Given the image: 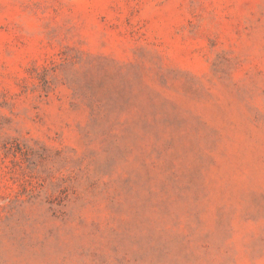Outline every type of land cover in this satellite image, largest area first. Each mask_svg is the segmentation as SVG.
Segmentation results:
<instances>
[{
	"label": "rangeland",
	"instance_id": "obj_1",
	"mask_svg": "<svg viewBox=\"0 0 264 264\" xmlns=\"http://www.w3.org/2000/svg\"><path fill=\"white\" fill-rule=\"evenodd\" d=\"M0 264H264V0H0Z\"/></svg>",
	"mask_w": 264,
	"mask_h": 264
}]
</instances>
